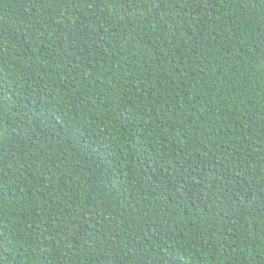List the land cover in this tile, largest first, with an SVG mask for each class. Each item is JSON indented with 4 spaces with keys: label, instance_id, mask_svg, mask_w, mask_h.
<instances>
[{
    "label": "trees",
    "instance_id": "obj_1",
    "mask_svg": "<svg viewBox=\"0 0 264 264\" xmlns=\"http://www.w3.org/2000/svg\"><path fill=\"white\" fill-rule=\"evenodd\" d=\"M0 264H264V0H0Z\"/></svg>",
    "mask_w": 264,
    "mask_h": 264
}]
</instances>
